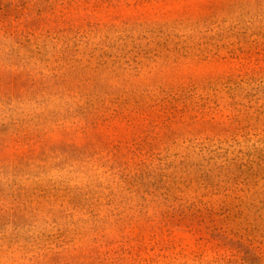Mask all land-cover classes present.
Returning a JSON list of instances; mask_svg holds the SVG:
<instances>
[{"label": "rangeland", "instance_id": "1", "mask_svg": "<svg viewBox=\"0 0 264 264\" xmlns=\"http://www.w3.org/2000/svg\"><path fill=\"white\" fill-rule=\"evenodd\" d=\"M0 264H264V0H0Z\"/></svg>", "mask_w": 264, "mask_h": 264}]
</instances>
